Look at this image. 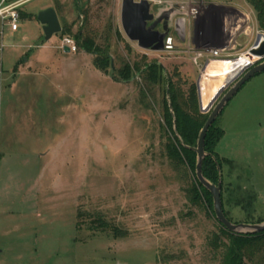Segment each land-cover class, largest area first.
<instances>
[{"label": "rangeland", "instance_id": "rangeland-1", "mask_svg": "<svg viewBox=\"0 0 264 264\" xmlns=\"http://www.w3.org/2000/svg\"><path fill=\"white\" fill-rule=\"evenodd\" d=\"M121 2L29 0L18 32L5 37L0 264H220L211 246L220 228L207 203L193 199L189 170L168 155L164 86L149 82L144 67L160 65L185 99L191 86L197 90L199 72L179 32L171 51L128 40ZM234 3L252 11L243 0ZM50 7L61 32L45 41L36 16ZM251 16L250 39L259 31ZM78 33L103 55L64 53L63 38L76 44ZM248 49L237 45L230 59ZM104 58L108 66L99 70L94 61ZM216 124L224 131L215 148L223 210L234 224H260L264 72Z\"/></svg>", "mask_w": 264, "mask_h": 264}, {"label": "trees", "instance_id": "trees-1", "mask_svg": "<svg viewBox=\"0 0 264 264\" xmlns=\"http://www.w3.org/2000/svg\"><path fill=\"white\" fill-rule=\"evenodd\" d=\"M244 1L254 13L258 30L264 33V0ZM22 16L20 12V17ZM75 40L77 48L86 53L96 56L102 53L101 49L95 46L91 40H82V35L80 33L76 35ZM94 65L99 70H104L108 66L107 59H95ZM130 72V69H125L121 72V75H123L125 79H128L130 77ZM144 74L149 82L162 84L164 86L163 122L165 130L169 134L170 143L167 148L169 157L177 164L186 167L191 173L193 177V199L199 202H206L213 211L210 193L206 191L196 179V154L190 150V148L196 147L199 132L209 116L204 117L200 113L196 87H190L188 97L185 99L180 88H178L170 78L165 76L164 69L160 65L155 62L146 64L144 67ZM216 123L217 120L207 132L204 149L208 156L202 162V173L204 178L215 185H217L219 179H221L218 167L220 169L222 163V160L215 152V148L224 136V131L218 127ZM224 215L230 221L225 212ZM218 226L220 228V235L215 236L211 246L214 251L219 252V257H221L220 264H264V231L255 235H238L229 232L220 224H218ZM114 233L116 237H120L118 231Z\"/></svg>", "mask_w": 264, "mask_h": 264}, {"label": "water", "instance_id": "water-1", "mask_svg": "<svg viewBox=\"0 0 264 264\" xmlns=\"http://www.w3.org/2000/svg\"><path fill=\"white\" fill-rule=\"evenodd\" d=\"M169 14L165 13L158 18H154L150 12V5L142 0L136 2L134 0H122L120 9V24L123 33L132 42H136L138 47L142 49H151L153 51H163L164 39L168 34L166 22ZM37 22L40 24L44 40L49 41L54 35L61 32L60 23L56 12L53 8H47L40 11L36 16ZM185 21H176V30L184 37ZM158 25H162L163 33L156 31ZM64 53H70L68 48L63 49ZM246 56L250 59L236 76L229 80L214 96L207 108L201 107L200 93L198 91L199 107L202 113H209V116L199 132L196 147L190 148L196 154L195 176L199 184L208 191L212 197V206L215 220L226 230L238 235H255L264 231V222L260 224H234L230 222L224 215L221 201V179L217 185L211 183L204 178L202 173V162L208 156L205 152V138L209 128L217 120L218 116L225 109L232 98L240 91V89L253 77L264 72V34L258 33L252 46L247 50ZM259 62V63H258ZM233 84L220 100L215 104L222 92ZM198 88V82H197ZM198 90V89H197ZM211 110V111H210ZM180 140V139H179ZM182 143V141L180 140ZM218 171H220L218 167Z\"/></svg>", "mask_w": 264, "mask_h": 264}, {"label": "built area", "instance_id": "built-area-1", "mask_svg": "<svg viewBox=\"0 0 264 264\" xmlns=\"http://www.w3.org/2000/svg\"><path fill=\"white\" fill-rule=\"evenodd\" d=\"M29 0H0V148L2 142V126H1V118H2V110H3V91H2V83L3 76L6 74V69L4 68V53L7 49V45L5 43V37L7 34H15L18 32L20 28V9L21 7ZM142 0H136V2H140ZM150 5V12L153 14L154 18H158L159 16L168 13L169 17L166 22L168 34L164 39L163 47L165 51L174 50L175 44L174 40L176 37L174 36L176 32V21L184 20V21H193L199 18L204 10L212 5L226 6L231 5L234 0H144ZM244 4L245 1L243 0ZM239 15L237 18H233L228 24V37L226 40H237L241 35L244 37L249 36L248 31L250 30L249 23L252 19V11L250 13L245 14L240 9H237ZM247 25V26H246ZM156 31L159 33H163L162 25H159L156 28ZM260 33L259 31L256 34ZM239 34V35H238ZM264 34V33H263ZM179 35V33H178ZM232 44L223 48H197L191 50L190 47L187 48L188 53L190 54V60L193 65L197 68L199 72L198 79V91L200 93L201 87V79L206 72V69L212 62H224L228 60H236L239 59L240 56L246 55V52L241 54L240 56L230 59L226 54L232 49ZM61 48H68L70 53H74L77 50V46L73 39L69 37L63 38L61 42ZM253 61L250 60L249 63Z\"/></svg>", "mask_w": 264, "mask_h": 264}, {"label": "crops", "instance_id": "crops-1", "mask_svg": "<svg viewBox=\"0 0 264 264\" xmlns=\"http://www.w3.org/2000/svg\"><path fill=\"white\" fill-rule=\"evenodd\" d=\"M238 8L239 7L235 6L234 2L231 5H226V6L212 5L207 7L204 10L203 14L196 20L185 21L184 43L186 44V47L188 48L190 46H194L195 48L209 47V48L217 49V48L227 47L231 42L232 49L226 54V56L230 58L232 57L231 55L233 54V51L236 50L237 45L239 47L241 46V47L250 48L255 40L254 37L251 39L250 36L244 37L245 40H240V44L238 43L237 40H234L236 41V44L233 43L234 42L233 40H226L228 37V24H230L233 18H237L238 16H240L239 12L237 11ZM231 63L233 62H230L229 64ZM220 65L222 64H219L217 62L210 64V67L207 68L205 74L209 70L219 68ZM200 89H201L200 94L202 99L204 93L202 89V85ZM212 98L213 97H211V99ZM2 248L3 247L0 245V253L2 252Z\"/></svg>", "mask_w": 264, "mask_h": 264}, {"label": "bare ground", "instance_id": "bare-ground-1", "mask_svg": "<svg viewBox=\"0 0 264 264\" xmlns=\"http://www.w3.org/2000/svg\"><path fill=\"white\" fill-rule=\"evenodd\" d=\"M230 62H233V63L229 64ZM249 62H250V59H248L246 55H242V56H240L239 59H236V60L217 62V63L222 64V65H220L219 68L209 70L203 76V79H201V81H202L201 85H202V89L204 92L202 99H201V94H200L201 107L203 109L207 108L208 104L211 102V100L214 98V96H216L217 92L229 80H231L234 76H236L238 74V72L243 67H245ZM212 63H214V62H212ZM208 67H210V65ZM231 68H233V69H231ZM211 97H213V98L211 99Z\"/></svg>", "mask_w": 264, "mask_h": 264}, {"label": "flooded vegetation", "instance_id": "flooded-vegetation-1", "mask_svg": "<svg viewBox=\"0 0 264 264\" xmlns=\"http://www.w3.org/2000/svg\"><path fill=\"white\" fill-rule=\"evenodd\" d=\"M159 27V25L157 26V28Z\"/></svg>", "mask_w": 264, "mask_h": 264}]
</instances>
